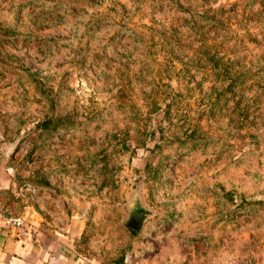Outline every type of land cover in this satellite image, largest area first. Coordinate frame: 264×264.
<instances>
[{"label":"rangeland","instance_id":"374dc122","mask_svg":"<svg viewBox=\"0 0 264 264\" xmlns=\"http://www.w3.org/2000/svg\"><path fill=\"white\" fill-rule=\"evenodd\" d=\"M37 1L43 33L32 39L33 52L25 55V64L17 50L1 62L21 64L11 74H25L36 84L31 90L40 93L44 109L41 117L29 110L24 121L13 119L14 129L4 128L0 136L22 141L24 126L50 117L46 128L57 130L29 137L56 149L73 148L69 161L56 169L80 182L97 173L107 176L106 208L99 216L106 225L92 232L96 246H107L124 260L132 255L122 220L139 194L152 207L165 196L175 212L171 221L182 227L186 218L193 224L201 217L208 227L218 199L222 224L214 239L229 232V240L234 232L248 236L259 250L264 244V0ZM189 193L200 200L191 202L195 212L183 218L181 197ZM194 229L183 227L176 235L186 231L183 237L209 239L210 233ZM158 247L155 242L134 262ZM188 247H172V264H178L182 250L188 257ZM218 248L210 250L215 254ZM255 252L247 250L238 261L256 264ZM213 264H232V258Z\"/></svg>","mask_w":264,"mask_h":264},{"label":"crops","instance_id":"0c3cea01","mask_svg":"<svg viewBox=\"0 0 264 264\" xmlns=\"http://www.w3.org/2000/svg\"><path fill=\"white\" fill-rule=\"evenodd\" d=\"M39 4L41 2L37 0H0V135L4 128H10L11 131L14 129L13 119L24 121L25 118L31 117L29 110H33L32 114L42 116L44 109L42 96L35 89L31 90L36 84L25 74H11V68L17 69L16 65L21 64L12 61L11 64L1 62L2 59L9 57V54H15L17 50L20 61L26 63L25 55L33 52L31 49L36 43L32 39H37V36L43 33L39 28L41 18L40 11H37L41 9L37 7ZM31 9L34 10L33 15L29 13ZM32 96L35 97V102H32ZM28 125L22 129L25 133L22 141H20L22 137H19V142L0 140V210L8 215L18 216L23 221L22 225L17 227L0 219V264H128L116 253L108 251L107 246L97 247L96 244L100 243L95 244L96 237L92 233L95 229L101 231L106 225L105 218L101 221L99 216L104 207L102 202L106 196L102 190L107 176L97 173L89 175L90 180L80 182L68 172L61 173L56 166L69 161L73 148L56 149L58 146L54 144L51 150H45L44 141L41 143L37 137L29 135L37 132L39 136L47 137L58 127L44 128L40 125L31 127L30 123ZM40 152H46L45 158H37ZM184 171L187 173V168ZM57 175L62 176L57 179ZM26 181L45 186L52 185L55 193L46 197L45 205L39 204L21 195L20 188ZM93 193H98V197L95 198ZM190 195L194 194L189 193L181 197L182 208L179 214H182L183 218L192 216V212H195L194 207L197 206L191 202H195L196 205L200 200L195 196L190 200ZM132 199H135L146 218L139 232L134 234L129 230L127 245L131 247L132 253L129 264L132 262L172 264L176 260L172 247L184 244L189 245V255L187 257L184 250L178 251L179 255L176 257L178 264L226 263L230 258L232 264L233 262L242 264L243 260L238 261L242 253L251 249L255 252L249 243V237L245 235L237 237L234 232H230L228 240L229 232H226L220 237L221 241L214 239L215 235L219 234L216 228L222 224L223 212L216 198L212 213L214 219L208 227H205V219L202 217L193 224H190L192 218H186L183 222V227H194V230L210 233L209 239L195 235L191 238L183 237L186 231L182 233L183 236L176 235L177 230L183 227L180 226L181 221L174 224L171 221L175 212L169 208L165 196L160 200L163 203L156 207L142 202L139 194ZM152 200L151 203L157 202ZM55 216L61 218L63 222L61 226L53 223ZM95 225L97 227L93 228ZM113 242L116 244L117 240ZM155 242L159 246L156 253L151 252L152 256L134 262L136 258L144 255L142 252H149V247ZM214 245L222 247L218 248L215 254H213L215 251L210 250ZM260 245V249L255 252L256 257L252 256L256 264H264V244ZM229 254L232 257L227 260Z\"/></svg>","mask_w":264,"mask_h":264},{"label":"built area","instance_id":"2783aa9c","mask_svg":"<svg viewBox=\"0 0 264 264\" xmlns=\"http://www.w3.org/2000/svg\"><path fill=\"white\" fill-rule=\"evenodd\" d=\"M0 139H3V137L0 136ZM3 140H6V139H3ZM53 145H54L53 143H48L47 145L45 144V150L51 149ZM46 155H47L46 152L44 153L40 152L39 155H37V158L39 159L45 158ZM59 176H62V175H57V179L60 178ZM20 192L22 196L28 199L34 200L39 204L45 205L44 201L46 197L50 194H54L55 188L52 185L45 186V185L37 184L33 181H26L23 183L22 187L20 188ZM54 218H55L54 222L52 221L54 224H57L59 226L63 224L61 218H59L58 216H55ZM0 219H4L6 223H9L10 225H14L17 227H20L23 223L20 217L12 216L10 214L8 215L4 213L2 210H0ZM130 259H131V256H126L125 262L129 263Z\"/></svg>","mask_w":264,"mask_h":264},{"label":"water","instance_id":"95a60500","mask_svg":"<svg viewBox=\"0 0 264 264\" xmlns=\"http://www.w3.org/2000/svg\"><path fill=\"white\" fill-rule=\"evenodd\" d=\"M140 206L135 202V199L129 204V212L126 217L122 220L124 227L127 230L139 232L143 226V222L146 218L143 212H139Z\"/></svg>","mask_w":264,"mask_h":264},{"label":"trees","instance_id":"16d2710c","mask_svg":"<svg viewBox=\"0 0 264 264\" xmlns=\"http://www.w3.org/2000/svg\"><path fill=\"white\" fill-rule=\"evenodd\" d=\"M51 122H52V119L50 117H48V118L44 119L43 121H41L40 123H38L37 125L38 126L40 125L41 127L46 128ZM131 232L135 234L134 231H131Z\"/></svg>","mask_w":264,"mask_h":264},{"label":"flooded vegetation","instance_id":"af4514ba","mask_svg":"<svg viewBox=\"0 0 264 264\" xmlns=\"http://www.w3.org/2000/svg\"><path fill=\"white\" fill-rule=\"evenodd\" d=\"M139 212H143L141 208H139ZM143 214H145V213H143Z\"/></svg>","mask_w":264,"mask_h":264}]
</instances>
